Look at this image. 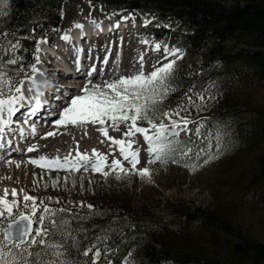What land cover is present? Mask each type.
Here are the masks:
<instances>
[{"label":"rangeland","instance_id":"obj_1","mask_svg":"<svg viewBox=\"0 0 264 264\" xmlns=\"http://www.w3.org/2000/svg\"><path fill=\"white\" fill-rule=\"evenodd\" d=\"M211 1L217 5L229 8L236 2L242 3L244 0ZM86 2L92 4V6H87ZM7 4L4 9L7 8ZM66 4L73 5V8H76L75 12L79 16L83 14V11L90 10L93 12L94 10L101 14V18L103 16L122 18V21L131 29L128 33L129 42H123V35L121 39L120 37L119 39H112L114 57L113 62L112 59H109V68H101L98 65L100 69H98L97 76L93 77V80L72 81L69 78L66 85L85 82L82 83L81 87H79V83L70 85L79 87L75 91L76 94L70 91L74 93V96L82 95L84 87L103 85L105 82H110L120 77H129L141 69L145 74H149L154 70V67L168 63L170 60H176L172 77L183 75L187 79L191 78L192 75L190 74L189 76L188 73L191 72L193 63L198 66L201 53H206L208 48V43L206 42L201 49H198L194 43L187 41L185 38L186 32L180 25H175L174 22L173 24L168 23L166 26L174 31V35L168 42H174L175 45L185 43L187 52L182 51V58H165L163 48L165 46L172 48V46H167V43L163 45L154 43L152 40H148L149 34L145 33L146 35H144L142 31L145 25L156 22L155 18L145 19L146 16H141L138 13L129 14V12L124 10L117 11V13L106 11L101 8L100 4L85 0L63 1L60 9V27L65 23L63 11ZM78 18L75 16L71 22H76ZM235 41L231 39L228 42V44L235 45L234 51L238 49L257 50L253 46L252 38L248 33L241 34L238 41ZM156 44L162 46L161 50L157 51L155 49ZM189 52L191 54H188ZM98 53H102V51H98ZM242 63L237 62V59L234 61L233 71L229 77L227 76L229 81L225 86L216 85L220 64L214 63L212 66L200 70L194 76L195 85L191 89L184 88L176 98V100L181 102L179 106L187 105V111H181L179 117L173 115L172 119L187 117L193 121V123L188 125V131H181L179 136V138L182 137V140L190 142H194V139L197 140L191 146L193 151L189 155H194L197 150L203 148L208 142L206 135L196 136L198 126L196 122L208 125L210 118L214 119V121H211V123H214L227 116L228 120L237 122V127L239 126L246 134L239 135L240 137L238 138L237 130L229 128L226 122L218 127L215 124L210 127H208L209 125L204 126L203 132L215 133L219 131L222 138V151H220V155L217 158L207 164L203 163V159L206 157H202L199 161L193 160V163L201 165L195 172H190L183 167V161L180 164L169 163L167 166L157 162L150 166L152 172L151 182L142 181L135 175L127 179L133 187L130 199L131 205L141 207L139 214L142 217L148 219V216L150 217L148 214H151L154 217L152 220L158 226L166 229L169 237H166L163 240L164 242L170 246L181 245V242L189 243L193 246V251L197 252L200 257L216 258L221 261L230 259L229 246H227L226 242L234 240L235 234H229L221 230L220 227L216 228L217 225L215 223L205 225L200 221H195L188 226L180 225L175 221L171 207L181 201L196 207L199 206L211 212L214 219L220 221L219 223L226 222L230 230L237 229L244 236L264 244V176H261V161L264 160V133L259 128V125L264 120L262 117L264 116V80H260L256 73L254 75L250 74L247 65ZM183 92L184 94H182ZM182 95L184 96L182 97ZM200 96H203V100L199 99ZM189 98L193 102L196 99L195 102L199 105V108L190 107ZM161 122L167 125L169 120L165 118L155 121L156 124ZM128 123L131 122L129 121ZM101 127L107 129V137L100 132ZM137 127H144L149 130V135L153 134V130L150 129L147 123L141 124L140 121H137ZM128 131L129 129L125 124H119L118 128H114L111 121H106L103 126L91 123L86 124L84 127L73 125L57 127L52 125L45 132L41 130L40 136L30 145L35 150L31 153L26 152L25 155L20 157L19 168L15 166L17 163H8L11 158L8 161H6L7 158L4 160L8 167L5 171L0 170V196H3L5 187L16 186L17 197L15 199L21 210H23V196L25 194L36 198L38 205L40 200L53 201V203L48 205L49 207L64 208L68 212L76 207L92 206L93 201L102 204V193L107 191L101 188V185L105 183L102 182L105 179L102 174L92 171L84 172L81 169L71 174L72 178H77L75 185L71 183V178H69L67 181L62 179L59 186L55 189L51 186L45 188V184L49 182L50 178L57 176L65 178L68 173L63 170L49 171L41 169L38 166L29 164L28 161L30 159H38L40 156L51 159L71 155L74 158L77 151L81 154H87L91 158L93 151H95L106 157L108 165L114 159H118L125 168L131 170V165L123 160L119 146L112 144V140H125L126 142H131L132 150L139 153L140 163L137 165V169H143L148 166L147 143L140 133H134L130 137L125 136ZM48 132H54L55 135L49 137L47 136ZM212 143L213 152H215V136H213ZM105 171L112 172V169L105 168ZM81 177L83 179L82 186H80L81 182L79 179ZM34 179L38 182L36 185L33 184ZM98 184L99 189L96 190L94 186ZM123 184L124 179H114L111 186L114 187V190H117ZM110 191H113V189L111 188ZM9 195L7 199L11 202L13 197ZM115 196L117 199L121 197L120 195L117 197V194ZM55 201H58V203ZM2 221L3 218H0V222ZM173 231L178 236L175 237ZM174 238H177V240H174ZM181 251L183 252L184 250ZM138 253H140V250L133 252L130 258L132 257L136 260ZM132 258L129 259L130 262L121 259L114 264H126V262L137 264V261H133Z\"/></svg>","mask_w":264,"mask_h":264},{"label":"snow or ice","instance_id":"obj_2","mask_svg":"<svg viewBox=\"0 0 264 264\" xmlns=\"http://www.w3.org/2000/svg\"><path fill=\"white\" fill-rule=\"evenodd\" d=\"M7 0H0V15L3 14ZM95 25L96 21H92ZM119 25H116L118 27ZM76 28H82V25L76 24ZM8 33H0V136L3 129L11 124V117L19 110V105L34 100L35 113L41 108V93L37 92L39 88L34 77L29 76L27 68L32 73L37 69L34 65H23L20 63L21 58L15 55L20 49L19 40H7ZM65 41L69 40L64 36ZM146 42V41H145ZM161 45L156 44L155 49L161 50ZM39 51V49H35ZM165 58L176 57L182 58L183 52L179 48H163ZM7 55V59H5ZM37 61L39 57H36ZM142 64V60H141ZM176 60H170L161 66L154 67L149 74H145L141 69L136 74L129 77H120L103 85H92L84 87L82 95L73 96L63 110L59 113V119L55 121V126L73 125L84 127L86 124H100L103 126L106 121H111L114 128L119 124H125L129 129L125 136H132L134 133L143 135L147 143V153L149 159L143 169H137L140 163L139 153L132 150V143L125 140H112V144L119 146V151L124 161L131 165V170L125 168L121 161L114 159L110 165L106 163V157L95 151L90 158L87 154L76 152L75 157L71 155L63 158H47L40 156L38 159H30L29 164L46 169L49 171L63 170L68 176L61 178L57 176L50 178L45 184V188L51 186L57 188L62 179L67 181L71 178V183L75 185L77 178H72L71 174L83 169L84 172L92 171L100 173L105 178L112 175L117 180L125 179L129 176H138L142 181L151 182V168L154 163L159 162L163 166L169 163L180 164L183 161V167L190 172H195L201 165L192 161H199L202 157L203 163L207 164L217 158L222 151V138L219 131L215 133L202 132L204 127L200 122L196 129V135L207 136L208 142L197 150L194 155L193 149L185 142L179 140L180 132L188 131V125L193 123L187 117L172 119L173 115L179 117L181 111H187L185 106H177L176 109L162 110L161 105L168 95L175 90L172 83V75L175 70ZM11 65H19L16 68H10ZM95 71V69H93ZM28 85L27 92L33 93V99L25 95V85ZM203 100V96L199 97ZM189 103L196 108L191 98ZM162 118L169 120L166 125L161 122L156 124L155 121ZM131 123H128V122ZM137 121L145 122L153 130V134H148V129L137 127ZM34 131V129H33ZM100 132L105 137L108 136L107 129L100 128ZM54 132H48L47 136H54ZM213 136H215V149L213 152ZM109 139H111L109 137ZM35 149L32 146L27 147V152L31 153ZM12 164V161H8ZM17 168L20 164L15 165ZM105 168H111L112 172L105 171ZM81 185L82 177L79 178ZM38 182L34 179L33 184ZM13 200L9 202L8 190L5 189L3 196H0V264H100L101 248L92 243L81 247L82 241L74 237V233L83 232L82 228H72V216L66 213L64 208H51L48 205L53 201L40 200L31 195L23 196L22 209L18 206L15 197L16 189L11 192ZM58 203V201H55ZM92 208L91 205L87 206ZM16 210L15 213L13 210ZM39 213V214H38ZM59 237V239L57 238ZM103 243L105 238L97 237ZM72 241V243H68ZM106 251V250H105ZM82 257L83 259H74ZM111 264V261H106Z\"/></svg>","mask_w":264,"mask_h":264},{"label":"trees","instance_id":"obj_3","mask_svg":"<svg viewBox=\"0 0 264 264\" xmlns=\"http://www.w3.org/2000/svg\"><path fill=\"white\" fill-rule=\"evenodd\" d=\"M63 1L7 0V8L0 15V33H8L7 40L9 41L19 40L21 47L17 50L16 56L21 58V64L31 65L37 40L59 25L61 21L60 9ZM90 1L100 3L106 10H133L142 15L154 16L157 21L162 23L175 22L185 30L187 41L194 43L198 49H201L207 42L206 53L200 55L203 61L201 66L207 68L214 63L220 64L216 85L225 86L227 84L229 81L227 76L231 75L233 63L236 59L237 62H243L242 64L247 65L250 74L254 75L256 73L260 80H264V0H244L242 3L236 2L229 8L217 5L211 0ZM145 31L153 40L160 43L169 41L174 35V31L159 23L151 24ZM246 33L252 38L253 46L257 50L238 49L234 51L235 45L228 44V42L231 39L238 41L241 34ZM176 36L178 37L177 34ZM176 45L186 51L185 43ZM189 54L191 53L189 52ZM4 58L7 59V55ZM18 66L11 65L9 67L16 68ZM195 67L193 73L196 71ZM27 71L29 72V68H27ZM172 83L175 90L163 101L162 110L176 109L181 104L179 100H176L180 91H183L184 88L189 89L193 85L183 75L173 76ZM183 106L187 108V105L184 104ZM189 106L193 107L191 104ZM262 117L264 119V116ZM211 121H214V119L210 118L209 126H204L210 127L215 124L218 127L226 122L229 128L237 130L238 138L239 135L246 134L239 126L237 127V122L228 120L227 116L214 123H211ZM259 128L264 133V120ZM179 140L185 142L189 147L197 141ZM261 162V176H264V160ZM130 177L125 178L123 186L117 190H114V187L111 186L112 181L115 179L112 175L103 178L102 182L105 183L101 185V188L107 191L102 193V204L93 201L91 209L81 206L70 212L66 211L73 218L71 227L84 230L83 232L74 233V237L82 241L81 247L96 243L101 248L100 264H106V261H111V264L115 263L121 258L129 257L138 250H140V253L137 254L136 261L139 264H163L165 262H171L172 264L264 263L263 243L244 236L237 229L230 230L226 222L219 223L220 221L214 219L211 212L184 201L173 204L171 207L175 221L185 226L191 225L195 221H200L205 225L215 223L216 228L220 227L221 230L229 234H235L234 240L226 242L229 246L230 259L221 261L216 258L200 257L197 252L193 251V246L189 243L181 242V245H168L163 241L166 237H169L166 229L158 226L152 220L154 217L151 214H148L150 215L148 219L142 217L139 214L141 207L131 205L130 199L133 187L129 183L130 181L127 180ZM82 185L80 184V186ZM94 188L98 190L99 184L95 185ZM111 188L114 192L110 191ZM116 194L117 197L118 195L121 197L117 199ZM173 232L175 235L176 232ZM97 237L105 238L106 243L97 240ZM57 238L59 239V237ZM174 240H177V238H174ZM68 243H72V241H68ZM77 258L83 259L82 257H74V259Z\"/></svg>","mask_w":264,"mask_h":264},{"label":"bare ground","instance_id":"obj_4","mask_svg":"<svg viewBox=\"0 0 264 264\" xmlns=\"http://www.w3.org/2000/svg\"><path fill=\"white\" fill-rule=\"evenodd\" d=\"M86 5L87 6H92V4H90V3H88V2H86ZM99 8V7H98ZM75 7L73 8V5H68V4H66L65 5V7H64V11H63V15H64V19H65V23L63 24V28L64 27H68V26H70L71 25V20L76 16V17H79L78 18V21H87V20H90V19H94V18H99V17H101V14L100 13H98V12H96V11H94L93 10V12H91L90 10H87L86 12L85 11H83L82 13V15L81 16H79V14H77L76 12H75ZM85 12V13H84ZM91 12V13H90ZM86 23H88V22H84V25L86 24ZM83 25V26H84ZM88 27H89V25H87ZM122 27L123 28H125L124 30H123V33H122V35H123V42L124 43H126L127 41H128V38H129V36H128V33L131 31V29H129V27H128V25L125 23V22H123L122 23ZM91 31V30H90ZM129 42V41H128ZM60 43V42H59ZM71 45H73V47L75 46V44H74V42H73V40L71 39L70 41H68L67 42V44H66V46H64L65 48L66 47H70ZM127 45V44H126ZM130 45V44H129ZM72 47V46H71ZM126 48H127V46H126ZM92 50H94L93 48H92ZM98 51H99V49H97V50H94V52H97L98 53ZM57 52V55L58 54H60V51L58 52V51H56ZM71 54V51H70V49L69 50H66V53H65V55H64V57L62 56V57H60L59 55V57L61 58V59H63V60H65V58L66 57H69V56H71L70 55ZM55 72V71H54ZM80 72V71H79ZM81 73V72H80ZM79 73V74H80ZM66 73H64V74H61L62 75V77H63V75H65ZM60 77V76H59ZM69 78H71V77H68V76H65V78H63V83H67L68 82V80H69ZM57 80H59L58 78H57ZM81 80V79H80ZM70 83V82H69ZM68 84V83H67ZM71 84V83H70ZM69 84V85H70ZM69 85H66V87H69ZM70 87H72L73 89L75 88V87H73V86H70ZM69 87V88H70ZM79 87H81V86H79ZM77 88V87H76ZM70 92V91H69ZM70 93H73V92H70ZM76 94V93H75ZM50 123V122H49ZM33 124V126H32V130L34 129V133H35V136H34V138L29 142V144H32L39 136H40V133H41V130H38L37 128H39L37 125H36V123H32ZM8 128V126L7 127H5L4 129H3V132H8L9 134H10V132H11V130H13L14 128L12 127V126H9V128ZM40 129V128H39ZM2 136H6V134L4 133ZM8 136V135H7ZM4 142V138L2 139V141H1V143H3ZM28 143V142H27ZM26 143V144H27ZM30 145H25V146H21L22 148H23V152H21L20 154H12V155H10L9 157L11 158V160H9V161H12L14 164L15 163H19V160H20V157L21 156H23V155H25L26 154V152H25V148H27V147H29ZM4 147H6V144H4ZM19 158V159H18ZM4 160H6V158L4 159ZM4 160L3 159H0V170L1 171H5L6 170V168L8 167V165L6 164V163H4ZM17 160V161H16ZM8 161V160H7ZM14 185V184H13ZM5 189H7L8 190V194H10L9 196H11V192H12V190L13 189H16V191H17V188H16V186H12V185H10V186H8V187H5L4 189H3V192L5 191Z\"/></svg>","mask_w":264,"mask_h":264}]
</instances>
